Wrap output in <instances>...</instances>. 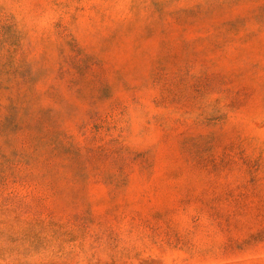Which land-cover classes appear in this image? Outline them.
Listing matches in <instances>:
<instances>
[{"label": "rangeland", "instance_id": "obj_1", "mask_svg": "<svg viewBox=\"0 0 264 264\" xmlns=\"http://www.w3.org/2000/svg\"><path fill=\"white\" fill-rule=\"evenodd\" d=\"M0 264H264V0H0Z\"/></svg>", "mask_w": 264, "mask_h": 264}]
</instances>
